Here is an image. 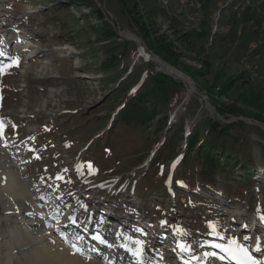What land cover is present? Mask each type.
Here are the masks:
<instances>
[{"label": "rangeland", "instance_id": "obj_1", "mask_svg": "<svg viewBox=\"0 0 264 264\" xmlns=\"http://www.w3.org/2000/svg\"><path fill=\"white\" fill-rule=\"evenodd\" d=\"M51 1L0 0V24L12 44L10 49L3 47L8 60L0 72V139L33 198L45 203L39 204L43 216L45 206L52 205L55 219L69 213L86 217L101 210V204L96 205L100 202L108 207L115 202L117 214L129 200L137 215L133 218L145 228V234L137 233L132 241L142 257H148L143 251L156 248L155 241L161 242L163 235L170 245H184L185 253L178 250L183 256L193 250L206 255L205 263L217 257L222 264L224 258L219 257L226 253L213 245L227 247L235 240L264 264V0H168L164 26L170 27L168 34L182 37L177 41L176 67L146 51L116 0H98V8L119 41L95 37L98 23L70 6L50 14L44 4ZM17 15L22 19L14 23ZM12 34L17 38L12 40ZM124 41L129 43L126 48ZM112 56H117V65L108 75L101 67ZM156 59L189 78L195 92L163 72ZM110 77H117V83H110ZM243 81L259 100L258 110L252 106L248 117H221L216 107H222ZM120 86H125V95L106 102ZM134 91L145 93L163 110L164 120L151 135L144 133L146 126L110 129L118 106ZM182 121L185 134L174 137L171 157L152 167L160 144L173 132L170 125L183 126ZM210 121L228 125L229 135L211 134L209 139L223 140L230 153L249 161L247 168L254 174L252 185L244 182L247 196L225 188L221 181L212 190L173 184L187 152L186 139L195 129L205 137ZM244 168L237 164L235 175L241 177ZM149 172L153 185L165 181L161 193H139V182ZM96 215L90 219L100 222L103 213Z\"/></svg>", "mask_w": 264, "mask_h": 264}, {"label": "trees", "instance_id": "obj_2", "mask_svg": "<svg viewBox=\"0 0 264 264\" xmlns=\"http://www.w3.org/2000/svg\"><path fill=\"white\" fill-rule=\"evenodd\" d=\"M116 1L121 11L125 14L128 25L141 40L142 44L145 45L146 51L151 52L152 55L158 56L166 63L176 67V60L180 56L177 41L181 40L182 37H175L173 33H171L172 35L168 34L167 31L170 27L164 26L168 14V0ZM69 6L78 10L83 17L87 18L89 15L93 17L98 23V25L94 27V32L92 33L95 37L102 36L106 40L119 41L120 38L115 33L114 29L104 20V16L98 8V0H53L49 4H44L45 8H49L50 14H53V12L57 13L62 9L69 10ZM83 9L85 12L81 11ZM85 21L89 22L88 19ZM128 44L129 43L126 41L123 42L125 48ZM125 48L120 55H125ZM116 58L117 56H112L110 59L106 60V62L102 64L101 70L109 72L108 75H110L112 69L117 65ZM110 79H113V81H109L110 83L118 80L117 77H110ZM115 83L114 85H116ZM239 84L240 85H237L234 90L231 91L226 103L224 101L222 107H216L218 114L225 119L231 116L248 117L249 115L246 114V112H248L247 110H250L252 106H254L253 109L257 108L258 110L260 106L259 100L256 99L246 82L243 81ZM124 87L125 86L118 87L112 94V97L108 98L106 102L109 103L110 101L111 103L115 96L120 94L125 95L126 91ZM177 89V86L173 88V90H175L174 94L178 92ZM183 93L184 92H182V94ZM105 106H108V104ZM162 113L163 110L160 104L149 101L145 93L134 91L133 95H130L128 98L126 96V100L118 106L110 129H114L120 125H125L133 129H141V127L146 126L148 129L144 133L146 135H151L156 128H158L159 123L164 120ZM254 119H258V117ZM154 124L156 126L151 130L150 127ZM162 124L166 126L168 123L166 121ZM165 126L163 127L164 129L166 128ZM175 126L176 124L170 125V131L172 130L173 132L169 135L170 137H166V141L160 144L156 152V158L151 163L152 167L159 163L163 165L164 163L160 161L171 157L169 156V150L171 149V143L174 137L180 138L185 134L184 123L183 126L178 125L176 128ZM174 128L176 130H174ZM228 129V125L222 126L218 122L210 121L208 128L204 132L206 133L205 137H203V131L201 132L198 129L190 133L189 137L186 139L187 152L180 161L179 169L176 173L178 177L175 176L173 184L176 185L180 182H184L192 187H203L212 190L215 188L214 186L217 181H221L225 188L230 189L233 187L239 190V192L241 191L239 194L242 196H247L249 191L243 188H245L244 182L252 184L249 171L250 166L247 168V162L249 161L230 153L227 146L228 152L223 140L217 141L215 139H209L211 134H217L218 137H220V135H229ZM237 164L241 166V170L245 167L241 177L236 176L234 173ZM149 176L150 172L148 177H145L139 182V193L142 194L147 191L157 192L156 194L161 193L165 187V181L153 185L152 181L149 180Z\"/></svg>", "mask_w": 264, "mask_h": 264}, {"label": "bare ground", "instance_id": "obj_3", "mask_svg": "<svg viewBox=\"0 0 264 264\" xmlns=\"http://www.w3.org/2000/svg\"><path fill=\"white\" fill-rule=\"evenodd\" d=\"M17 29L19 30V28H15V30ZM127 37L133 38L130 35ZM19 46L22 48V43ZM1 53L0 59L3 60L7 54V48H4ZM157 62L163 72L183 80L187 86L189 85L191 91L194 90L189 78L164 65L160 60ZM10 163L14 164V162ZM10 163L7 159L5 145L0 139V209L2 208L4 211V213H0V223L4 224L3 228L0 227V264H151V259L142 257L141 251L134 247L132 243L134 235H125L117 230H109L102 235L99 233L97 225L87 218L89 215L81 218L72 215L64 221L55 219L53 214L55 210L52 205L45 206L43 216V209L39 208L37 199L33 198L34 196L26 183ZM100 204L101 208H104L102 202ZM100 204L96 203V205ZM117 209V207L112 209V216H127L122 209L120 213H113ZM131 216L133 218V215ZM72 218H75V223L72 222ZM69 222H72L73 228H70ZM77 226L90 231L89 240L97 235L102 237L105 240L104 245L111 247L114 255L100 258L99 252L94 247L84 245L77 237ZM255 229L254 227L252 233ZM177 248L185 253L181 246H177ZM179 256L183 255L179 254ZM205 256L193 250L189 254L190 258L186 259L192 261L190 264L198 263L197 258L193 257L199 258V264H221L220 262L205 263Z\"/></svg>", "mask_w": 264, "mask_h": 264}, {"label": "snow or ice", "instance_id": "obj_4", "mask_svg": "<svg viewBox=\"0 0 264 264\" xmlns=\"http://www.w3.org/2000/svg\"><path fill=\"white\" fill-rule=\"evenodd\" d=\"M3 69L0 68V72H2ZM0 131H2V123H0ZM91 167V166H89ZM261 219H264V217H261ZM72 222L75 223V218H72ZM214 228V226H213ZM93 239L97 240L100 244H104L105 240L100 237L99 235L94 236ZM223 239V237H221ZM247 239V238H245ZM75 247V245H73ZM213 247L219 248L220 251L225 252L230 256L232 259L236 260L237 264H257L255 260L252 259L251 255H249L246 248H243L239 245V243L235 240L231 241L230 244L226 247L224 245L216 244L213 245ZM181 248L183 249L184 246L181 245ZM259 250V248L257 249ZM213 255H215L213 253Z\"/></svg>", "mask_w": 264, "mask_h": 264}, {"label": "water", "instance_id": "obj_5", "mask_svg": "<svg viewBox=\"0 0 264 264\" xmlns=\"http://www.w3.org/2000/svg\"><path fill=\"white\" fill-rule=\"evenodd\" d=\"M130 41H133V40H130ZM134 43H136V41H133ZM140 50V49H139ZM144 56V55H143ZM145 57V56H144ZM146 58V57H145ZM167 74V73H166ZM169 75V74H168ZM193 91L195 92V87H194V85H193ZM186 95L188 96V92L186 93ZM205 100H206V98H204Z\"/></svg>", "mask_w": 264, "mask_h": 264}]
</instances>
